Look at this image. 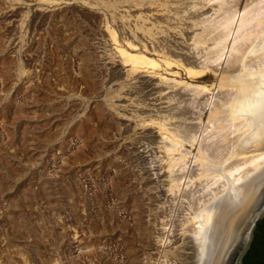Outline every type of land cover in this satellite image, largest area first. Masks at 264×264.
I'll list each match as a JSON object with an SVG mask.
<instances>
[{
    "label": "rangeland",
    "instance_id": "obj_1",
    "mask_svg": "<svg viewBox=\"0 0 264 264\" xmlns=\"http://www.w3.org/2000/svg\"><path fill=\"white\" fill-rule=\"evenodd\" d=\"M153 6L177 20L150 14ZM244 9L254 20L240 37ZM263 19L264 0H0V264L184 262L176 230L188 227L190 206L225 186L222 176L201 175L196 160L200 149L225 158V135L234 136L212 118L233 98L235 87L221 79L247 61L259 72L264 59L252 53L241 68L229 67ZM171 30L193 40L192 49ZM127 42L173 62L169 76L183 83L169 109H146L143 73L130 71L117 49L128 50ZM184 49L194 50L192 64ZM187 66L198 73L188 75ZM158 124L173 141L139 132ZM256 207L239 219L223 264Z\"/></svg>",
    "mask_w": 264,
    "mask_h": 264
},
{
    "label": "bare ground",
    "instance_id": "obj_2",
    "mask_svg": "<svg viewBox=\"0 0 264 264\" xmlns=\"http://www.w3.org/2000/svg\"><path fill=\"white\" fill-rule=\"evenodd\" d=\"M173 5H175L176 7L177 4H173ZM205 9L207 10V8ZM167 11L168 10L165 11V9L162 10L161 8L158 7L154 8L153 6V8L150 10L149 13L157 16L160 15L162 19L168 23L174 20L175 18H176L175 20H177V17L173 12L170 13ZM244 12L245 9L241 12L239 16L240 19L238 20L237 25L235 24L236 26L235 30L233 29L235 34L237 33L235 31H238L240 33V34L237 33L238 35H241L240 37H243L242 36L243 33L241 34V31H239V29L243 27L246 23L247 24L250 23L248 21L250 20V18H252V15L249 12L247 11L245 12V14L249 13V15L247 16L244 14ZM149 13L147 12V16ZM191 14L195 16L198 13L197 14L191 13ZM198 15L200 16V14ZM253 20L254 18H252L251 21ZM188 21L189 22L191 21L190 18ZM263 21L260 23L256 22L255 25H259V28L258 26L256 27L257 28V30H255L256 32L253 30L252 33L250 32L248 36L246 35L244 37L246 39L248 37V40H244V38H242L244 41H246L244 42L245 46H243L244 43H241L242 45L240 44L244 48L242 47L243 49L239 50L240 49L239 47L237 50H239L240 53L237 52L236 54L238 55L237 56L235 55L234 57L236 58L233 59L234 62L235 63L237 62L239 66L237 65V63L235 64L234 62L232 63V61H229L230 63H232V65L231 67H229L228 65L230 64L228 63L227 67L229 68H232V66L242 67V64L244 63L243 58L247 53L249 54L252 53L254 55H257V58L259 57L260 59H264V56H261L264 54V22ZM189 22H187L189 26L188 25L186 26V23L184 22L187 32L189 31L190 28L192 30L194 29L192 28V26H190V24L193 21L190 22V24ZM195 23L196 21L194 22V24ZM249 27L250 26H248V28ZM185 28H183V30ZM169 32H171V35L175 37L177 40L181 38L178 35V32H175L173 30ZM238 35H234L233 37L234 40L232 39L233 41L232 45H235L234 43L238 39H241L239 38ZM164 36L162 35V37ZM236 36L238 39H236ZM179 41L181 42V45L185 49H188V47H191V45L193 44L192 43L190 45V43L193 40L192 41L190 40L191 42H189L187 39L185 40L181 39ZM232 45H230L231 49H234V47L236 48V45L234 47ZM126 48H128V50L123 49L121 47L120 48L117 47V49H119L118 51H120V53L124 57V60L129 62L130 71L137 73L138 71H141L143 73L142 75L143 79L141 80V82L147 92L146 94L149 96V99L151 100L150 106L146 107V109L151 111L153 109H157V110L162 109V111L163 109L165 110L169 109V105H171L168 100V98L170 97L169 95L173 91L177 92V90L179 89L178 83L179 81H181V80L177 81L174 77L169 76L171 74L169 67L171 63L173 64V62L168 60L165 56L161 57V60L157 59L159 61L158 62L152 58L143 55L142 53L139 54L137 52L138 50L136 49L137 46H135L131 42L126 43ZM191 49L192 48H190V50ZM231 49H229V51H231ZM189 51L185 50L183 51L182 54H184V57L188 59L187 63L192 64L190 61L192 62L194 61V57L192 55L194 53L193 52L194 50L192 51V54ZM159 53L163 54L164 52L163 53L159 52ZM248 56H246L245 58H247ZM251 58L253 59L254 57L252 56ZM251 58L250 60H252ZM248 59L245 60V63ZM260 59L259 60L257 59V61H260ZM247 63L250 66V63L248 61ZM245 65L248 66L247 64ZM261 65L262 66H260V69L257 68L259 72L256 74L250 73L246 69L247 68L246 66L244 67V69L242 68L243 70L241 72H239L240 69H238L237 67L236 68L238 69V72L237 70H235L236 68L234 69L233 67V69L235 70V72H237V74H235V72H232V75L233 74L234 75L228 76V79L226 76L225 77L222 76L224 79L220 78L221 81L225 79L228 80V84L231 85L232 87L234 86L235 89L230 88L231 90L234 89L233 90L234 93H232L233 95H231L233 96V98L229 96L231 98H229L224 103L222 102L220 106H218V108L216 107L217 109L215 108L216 110L212 113V118L216 117L218 118V120L220 118L219 122L218 120H216L217 121L216 123L217 124L219 123L216 129H219L220 131L223 129L225 130L231 129L229 130L230 133L232 130H234L233 132L234 136L230 137V135L228 136L225 135V137L227 138L225 139L224 144L228 150L227 152H225V155L227 154L225 158L219 155L221 157V158L219 157V160L217 159L216 161H214L215 159L211 160L210 158H208L209 156L202 155L203 153L201 154L200 152L201 149H200L199 155L201 154L203 157L198 155L199 159L196 160L200 162V168L201 165L203 166V173L202 171L200 172L201 175L213 174V178L215 176L218 177L222 176V178L223 177L225 178V179L223 178L225 180V184H224L225 186L224 187L222 186L221 188L222 190L220 192L219 190H216L217 192L212 191L213 193L211 194L210 197L208 196L206 199L204 198L205 200L202 199L203 201L201 200L202 202L198 203L196 206H190L191 208L194 207L193 209L189 207L190 210L188 211L191 213L190 215H188L189 213L187 212L188 214L187 216H185L188 227L184 228V230L181 231L179 230V232L177 229L175 233L174 241L179 242L181 248L184 250V258L186 259L184 262L181 261L182 263L180 264H223L226 257L225 255L227 249L232 244V242L240 236L239 228L237 229L235 228L238 224L239 219L244 215L246 216V214L251 210L252 206L254 205L256 195L259 192L262 184L264 183V60ZM185 69L188 72H190V74L188 75H193L192 74L193 72H191L192 69H190L188 66ZM197 70L194 69L192 71H194V74H196L195 71L198 73ZM231 70L227 71V73L230 74ZM220 74H225V72ZM218 82H220V80ZM181 83L183 82L181 81ZM229 87L228 88L225 87V89H229ZM180 89L178 93L181 92ZM163 125L164 124L156 125L157 126L156 130L146 129L147 127L146 128L142 127L140 128L139 132H141L140 134L143 133L149 136H155L157 133V135L160 136L161 140L164 139L167 140L169 137H167L166 135L167 132L164 130L166 127H164ZM231 127L234 128L232 129ZM166 129H168V127ZM174 144H176V142H174ZM171 146L173 145L171 144ZM206 153L207 155H209L208 152ZM139 154L141 156L143 155V153H139ZM178 158L181 159V155L180 156L178 155ZM232 158L235 159V162L234 159ZM227 159L230 160L232 159L234 163L230 160L228 162ZM224 162L230 164L224 165ZM160 229H159V233L160 231L162 232L164 230V229L163 230Z\"/></svg>",
    "mask_w": 264,
    "mask_h": 264
},
{
    "label": "water",
    "instance_id": "obj_3",
    "mask_svg": "<svg viewBox=\"0 0 264 264\" xmlns=\"http://www.w3.org/2000/svg\"><path fill=\"white\" fill-rule=\"evenodd\" d=\"M263 186V191L261 192V194L258 192L254 201V205L253 206H257L256 207V211L250 213V223L247 227L246 233L243 237H241L240 239V243H239V248L237 250V252H235V254L232 256V258L230 259V261L226 264H242V259L245 255V253L248 251L249 247H250V243H251V237H252V232H249V229L252 227V225L254 224V229L256 228V220L260 219L261 217L263 218L264 216V183L262 184ZM255 209V208H254ZM253 211V210H252ZM261 218V219H262ZM245 237H247V239H245Z\"/></svg>",
    "mask_w": 264,
    "mask_h": 264
},
{
    "label": "flooded vegetation",
    "instance_id": "obj_4",
    "mask_svg": "<svg viewBox=\"0 0 264 264\" xmlns=\"http://www.w3.org/2000/svg\"><path fill=\"white\" fill-rule=\"evenodd\" d=\"M261 218L256 220V225H255L256 228L252 232L250 246L253 243L257 245L256 259H259L264 264V217L262 219ZM242 264H255V263L253 259L247 261H244V259H242Z\"/></svg>",
    "mask_w": 264,
    "mask_h": 264
},
{
    "label": "trees",
    "instance_id": "obj_5",
    "mask_svg": "<svg viewBox=\"0 0 264 264\" xmlns=\"http://www.w3.org/2000/svg\"><path fill=\"white\" fill-rule=\"evenodd\" d=\"M256 250H257V245L255 243L251 244L250 248L248 249V251L245 253V255L243 257L244 261L253 259L255 264H257V263L263 264L262 261H260L259 259H256V254H257Z\"/></svg>",
    "mask_w": 264,
    "mask_h": 264
},
{
    "label": "snow or ice",
    "instance_id": "obj_6",
    "mask_svg": "<svg viewBox=\"0 0 264 264\" xmlns=\"http://www.w3.org/2000/svg\"><path fill=\"white\" fill-rule=\"evenodd\" d=\"M254 230V224L252 225V227L249 229V232L251 233ZM245 239H247V237H245Z\"/></svg>",
    "mask_w": 264,
    "mask_h": 264
}]
</instances>
